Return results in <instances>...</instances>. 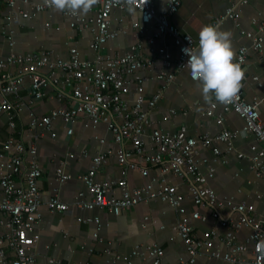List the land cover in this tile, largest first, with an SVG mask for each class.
<instances>
[{"label": "built area", "instance_id": "obj_1", "mask_svg": "<svg viewBox=\"0 0 264 264\" xmlns=\"http://www.w3.org/2000/svg\"><path fill=\"white\" fill-rule=\"evenodd\" d=\"M0 2L6 4L8 21L13 20L16 14L27 19L54 8L51 0L40 3L34 0ZM250 2L237 0L218 22L230 19L240 27V8ZM20 4L29 10L22 9ZM130 4L139 15L138 19L131 22L138 41L125 53H100L108 41L127 34V28L112 29L111 17L116 10L129 8ZM181 5L182 0H169L158 11L155 0H101V8L91 17L65 10L64 15L72 21L71 27H82L90 31L93 38L89 47L96 53L93 59H82L76 48L70 50L67 58H57L51 51H44L27 55L12 52L7 59H0V115L7 116L10 130V136L0 153V191L3 194L0 199L1 264L37 262L35 249L41 238L38 228L42 221L43 203V193L39 187L42 167L37 157L28 156V153L35 151L34 142L43 137L44 133H50L52 138H56L57 134L52 132L56 120L62 121L67 135H73V124L82 120L87 129H96L105 124L113 137L112 148L92 157L89 171L78 176L87 186L88 192L76 195V207L87 210L106 209L119 216L140 203L161 201L179 215L174 230L180 236L188 255V259L181 264H196L203 252H207L211 259H221L230 264H264V216L252 214L246 202L219 197L210 185V177L214 175L215 168L208 165L207 170L203 171L196 158L200 146L212 148L219 156L221 151L216 146L218 143L227 144L229 152H232L233 142L239 135L253 136L250 154L239 153L238 157L247 159L256 178L264 181V122L259 112V101H248L243 95L245 80L230 103L216 102L213 97L207 111V115H217L220 108V123L224 122L226 114L235 113L244 120L241 130L224 129L215 136L197 137L189 135L185 126L175 131L162 130L154 126L151 118L164 90L176 79L178 73L185 71L192 80L198 81L192 77L190 65L187 64L189 56L183 50L189 48L191 53H195L199 40L180 31L172 23V17ZM252 24L256 32L248 35L251 44L239 50L235 61L242 66L247 61L250 49H264V14L252 19ZM166 36L174 39L179 51L177 58L165 47L156 46ZM10 39L13 47L14 42ZM17 65L26 66L33 88H51L60 105L47 115H37L32 109V101L21 94L23 77L8 72V67ZM152 79L159 81L161 86L156 93L148 96L145 85ZM252 79L262 87L258 77ZM24 109H29L31 134L19 138L17 119ZM168 118L165 116L163 119L167 121ZM70 123L72 127L69 128ZM27 140L31 142L30 146ZM88 156L85 150L68 155L70 160L76 161ZM110 159L120 167L121 177L99 180L97 175L100 168ZM153 168H158L159 173L153 175ZM130 171H139L149 181L140 187L130 188L127 181ZM75 178L60 168L51 179V196L47 203L50 212H63L70 208L63 201L61 192ZM22 179L25 180L24 186L20 185ZM174 180L184 183L188 181L191 199L196 207L194 212L188 213L184 206L185 197L179 186L172 184ZM117 189L120 195H115ZM201 209L206 211L201 213ZM211 219L216 224L206 233L201 235L195 230L194 221L208 222ZM81 221L94 225L93 239L101 240L102 222L99 217ZM149 223L150 217H145L143 227L147 228ZM245 230L249 234L241 239L239 234ZM5 248L10 252H6ZM147 253L153 264H162L165 254L162 247L154 245L148 248ZM113 261L135 264L133 260L122 261L119 256ZM48 263L63 264L53 258Z\"/></svg>", "mask_w": 264, "mask_h": 264}, {"label": "crops", "instance_id": "obj_2", "mask_svg": "<svg viewBox=\"0 0 264 264\" xmlns=\"http://www.w3.org/2000/svg\"><path fill=\"white\" fill-rule=\"evenodd\" d=\"M45 1L47 0H34L38 3ZM168 1L155 0L156 9L161 11ZM236 1L182 0L181 7L172 17V23L180 31L189 33L196 40H199L200 29L208 24L218 25L220 30L231 32L233 59L236 61L239 50L251 44V38L248 35L256 32L252 19L260 18L264 14V0H251L249 4L240 8L238 16L240 27H237L230 19L219 23V18ZM20 7L29 10L22 4ZM100 8L101 0H96L86 14L80 15L91 17ZM7 11L6 4L0 2V59H7L12 52L27 55L41 54L44 51H51L57 58H67L72 48L79 51L82 59L91 60L95 57L96 53L89 47L93 38L90 31L82 27H71L72 21L64 15L65 10L58 11L51 8L27 19L16 14L11 21L6 19ZM138 17L137 11L133 14L129 8L116 10L111 17L112 29L119 30L122 27L127 28L128 32L108 41L100 53L128 51L131 45L138 41L136 32L131 27L132 20ZM121 20L124 22L121 23ZM10 37L14 42L13 47ZM156 46L165 47L174 58L178 57L179 51L171 36L159 40ZM243 68L246 82L243 95L248 101L254 99L259 101V112L264 122V49L262 51L250 49ZM8 72L16 77H23L21 94L25 99L32 101V109L37 115H47L60 105L51 88H33L32 78L26 66H10ZM254 76L259 78L262 87L252 79ZM160 86L159 81L153 79L148 81L145 85L146 94L153 95ZM211 102L204 100L199 81L192 80L185 71L180 72L164 90L151 118L155 123L154 126L162 130L175 131L185 126L189 135L197 137L215 136L224 129L229 131L242 129L244 120L235 113L226 114L222 123L218 120V115L222 111L220 108L216 112L217 115H207ZM165 116L169 117L167 121L163 119ZM65 128L62 121L56 120L52 127V132L57 134L56 138H52L50 133H44L43 137L34 142L35 151L28 153V156H36L42 167V177L39 181V187L43 193L42 221L38 228L41 238L35 249L36 264H49L50 258L63 264H120L113 261L117 256L121 257L122 261L133 260L135 264H153L147 252L148 248L154 245L165 250L162 264H181L182 261H186L188 255L185 246L174 230L179 215L166 203L143 202L119 216H115L106 209L87 210L74 205L79 192H88L87 186L78 176L89 171L92 157L112 148L113 137L105 124H101L96 129H87L82 120H79L73 124V135H67ZM17 132H19L17 136L19 138L24 134H31L29 109H24L17 119ZM9 136L7 116L1 114L0 153ZM253 143V136L239 135L233 142L232 152H229L227 144L218 143L216 146L220 149L221 155L217 156L212 148L200 146L196 158L203 171L207 170L208 165L215 168L214 175L210 177V185L219 197L246 202L252 214L262 217L264 216V181L256 178L247 159L238 157L239 153L249 155ZM84 150L88 152V158L81 161L69 159L70 153L79 154ZM60 168L76 177L68 182L61 192L63 201L69 204L70 208L63 212H50L47 206L51 196L49 183ZM151 173L156 175L159 169L153 168ZM120 177V167L112 159L100 168L97 175L99 180ZM127 181L130 188L140 187L146 184L149 178L143 177L139 171H130ZM172 184L179 186L181 194L185 197L184 206L188 213L194 212L196 207L191 199L188 181L184 183L174 180ZM20 185H25L24 179L20 181ZM114 192L115 195H120V190L117 189ZM2 196L0 191V199ZM205 211V209L200 210L201 213ZM94 217H99L102 222L101 240L98 241L93 239L94 225L81 221V219ZM145 217L151 219L147 228L143 227ZM193 224L195 230L202 235L216 223L211 219L208 222L194 221ZM248 234L249 231L245 230L239 234V237L245 239ZM5 250L10 252L7 248ZM196 264L230 263L221 259H211L207 256V252H203L199 255Z\"/></svg>", "mask_w": 264, "mask_h": 264}, {"label": "clouds", "instance_id": "obj_3", "mask_svg": "<svg viewBox=\"0 0 264 264\" xmlns=\"http://www.w3.org/2000/svg\"><path fill=\"white\" fill-rule=\"evenodd\" d=\"M96 0H51L54 9L69 10L77 14H86ZM129 11L135 14V8L129 5ZM142 15V13H141ZM231 32L220 30L218 25H204L199 32L198 48L188 54L192 77L201 84V94L206 102L213 97L216 102L228 104L241 89L245 78L243 66L235 62L231 41ZM264 254V253H262Z\"/></svg>", "mask_w": 264, "mask_h": 264}, {"label": "water", "instance_id": "obj_4", "mask_svg": "<svg viewBox=\"0 0 264 264\" xmlns=\"http://www.w3.org/2000/svg\"><path fill=\"white\" fill-rule=\"evenodd\" d=\"M69 127H72V124L71 123L69 124Z\"/></svg>", "mask_w": 264, "mask_h": 264}]
</instances>
